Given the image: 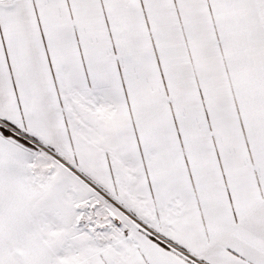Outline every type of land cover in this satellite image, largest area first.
<instances>
[{"label":"snow or ice","instance_id":"snow-or-ice-1","mask_svg":"<svg viewBox=\"0 0 264 264\" xmlns=\"http://www.w3.org/2000/svg\"><path fill=\"white\" fill-rule=\"evenodd\" d=\"M0 264H264V0H0Z\"/></svg>","mask_w":264,"mask_h":264}]
</instances>
